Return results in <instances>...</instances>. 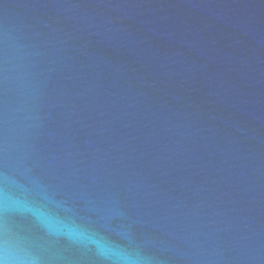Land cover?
<instances>
[{
  "label": "water",
  "instance_id": "obj_1",
  "mask_svg": "<svg viewBox=\"0 0 264 264\" xmlns=\"http://www.w3.org/2000/svg\"><path fill=\"white\" fill-rule=\"evenodd\" d=\"M0 259L264 264V0H0Z\"/></svg>",
  "mask_w": 264,
  "mask_h": 264
},
{
  "label": "clouds",
  "instance_id": "obj_2",
  "mask_svg": "<svg viewBox=\"0 0 264 264\" xmlns=\"http://www.w3.org/2000/svg\"><path fill=\"white\" fill-rule=\"evenodd\" d=\"M0 264H8L6 260L0 259Z\"/></svg>",
  "mask_w": 264,
  "mask_h": 264
}]
</instances>
